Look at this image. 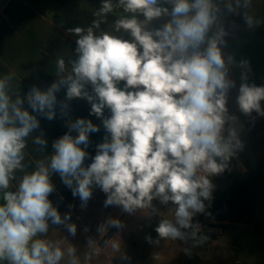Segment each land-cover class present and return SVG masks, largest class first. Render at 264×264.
Listing matches in <instances>:
<instances>
[{
    "label": "clouds",
    "instance_id": "1",
    "mask_svg": "<svg viewBox=\"0 0 264 264\" xmlns=\"http://www.w3.org/2000/svg\"><path fill=\"white\" fill-rule=\"evenodd\" d=\"M251 4L102 0L94 14L100 19L87 29L68 30L77 36L75 59L68 60L69 68L57 57L58 78L47 88L33 85L22 97L11 91L14 73L0 77V261L60 264L67 256V264H80L74 246L64 249L60 242L37 238L48 232L50 223L64 225L72 236L77 232L76 224L68 223L71 213L62 218L49 199L56 191L53 173L79 197L81 208L96 188L106 195L105 207L118 206L129 214L155 211L153 201L158 200L174 208V219H161L155 228L159 239L207 240L197 239L200 225L193 219L205 212V201L212 198L211 178L223 173L242 147L234 127L237 117L228 109L230 90L237 89L240 113L264 116V86L249 83L242 72L237 88L230 75L236 61L224 52L226 14L241 16L249 28L261 23L247 11ZM117 8L124 15L115 20L114 32L128 38L108 31L97 34L107 14ZM158 20L163 23L153 27ZM239 66L247 68L248 61ZM62 90L61 99L57 94ZM73 99L87 100L89 116L101 121L105 134L95 145V155L88 151L90 134L98 133L101 125L86 118L68 119V131L52 142L48 162L38 161L15 191L8 190L16 170L24 168L26 138L40 128L39 117L52 121L58 111L67 117ZM34 143L47 147L42 131ZM109 227L121 229L123 224L108 218L98 231L103 234ZM93 244L89 240V247ZM98 254H86L85 260Z\"/></svg>",
    "mask_w": 264,
    "mask_h": 264
},
{
    "label": "crops",
    "instance_id": "2",
    "mask_svg": "<svg viewBox=\"0 0 264 264\" xmlns=\"http://www.w3.org/2000/svg\"><path fill=\"white\" fill-rule=\"evenodd\" d=\"M77 3L78 0L68 4L61 0H0V77L15 74L10 85L13 93L23 97L33 85L47 88L58 78L57 57L62 56L70 68L68 60L75 59L77 36L68 30L75 27L87 29L92 24L82 23L81 10L75 7ZM251 7L260 11L261 23L258 27L249 28V40L242 41L241 28L227 26L224 20L228 32L224 52L236 61L230 66V75L236 79L237 88L242 73L239 62L246 60L247 67L254 68L250 59L256 52V42L260 57H264V3L252 0ZM121 15H124L122 9ZM101 23L100 28L95 30L97 34L114 31V24H107L105 19ZM160 25L161 20H158L152 26ZM118 35L128 38L122 31ZM255 39L257 41H253ZM244 73L248 80L255 78L253 72L246 70ZM57 95L62 99L65 91ZM229 95L228 109L237 117L234 127L242 147L230 159L228 168L211 178L214 185L212 198L205 201V212L198 213L193 219L200 225L197 239L206 236L205 242L198 244L191 238L186 241L159 239L155 228L161 219H174V208L171 204L162 205L158 200L153 201L155 211L152 208L138 209L129 214L118 206L105 207L106 195L96 188L86 207L81 208L82 201L72 195L71 189L64 186L55 173L51 174V180L56 191L49 199L53 206L58 207L62 218L64 214L71 213L68 223H75L77 232L72 236L64 225L50 223L48 232L37 238L60 242L64 249L74 246L80 264H264V116L255 112L251 116L243 115L235 102L237 89L230 90ZM90 107L85 99H73L68 101L67 117L61 118L59 111L52 121L39 117L40 128L26 138L22 161L24 168L16 170V178L10 182L8 190L15 191L23 175L34 171L38 161L48 162L53 152L52 142L68 131V119L86 118L101 125L99 119L89 116ZM105 114H108L107 110ZM41 131L47 140L46 148L34 143V138ZM104 134L102 125L98 133L90 134L88 151L92 155H95V145L102 142ZM108 218L119 219L123 227L117 229L101 247V241L113 227L103 234L98 227ZM85 228L88 230L85 231ZM89 240L94 242L93 247H89ZM113 244H117L118 248H114ZM97 251L98 255L85 260L86 254ZM67 259L66 256L60 264H67ZM0 264L8 262L0 261Z\"/></svg>",
    "mask_w": 264,
    "mask_h": 264
},
{
    "label": "rangeland",
    "instance_id": "3",
    "mask_svg": "<svg viewBox=\"0 0 264 264\" xmlns=\"http://www.w3.org/2000/svg\"><path fill=\"white\" fill-rule=\"evenodd\" d=\"M261 1L264 3V0H261ZM61 2L64 4H68V3L72 2V0H61ZM101 3H102V0H93V1H91V0H78V3L76 4L75 7L79 8L81 10L82 23L88 24V23L93 22L94 20L100 19L99 17L94 16V14L99 10ZM115 3H116V0H113V4H115ZM241 11L243 12L244 10L241 9ZM247 11L249 12L250 15H252L254 17V19L261 22L260 11L254 10L253 7H250V9H248ZM263 13H264V8H263ZM120 15H121V9H119V8L114 9V11L112 12V15L107 14L105 21H107V24H109V25L114 24L115 20L117 18H119ZM162 23H163V20H161V24ZM225 24L227 26H230V27L232 25L238 26L239 28H241L240 29L241 40L242 41L249 40V33H248L249 27L244 23V20L242 19L241 16H234V15H227L226 14ZM250 29H252V28H250ZM111 32H113L114 34H117V35L119 34V33H115L114 31H111ZM253 41H257V40L255 39ZM256 44H257L256 45L257 48L255 50L256 52L253 53L254 56H252V59H250V60H252V62L254 64L253 66L255 69L254 68L249 69L248 67L242 68V72H245L247 70V71L255 73V78L248 80V82L249 83H255L257 86H264V57L263 58L260 57V54H259L260 48H259L257 42H256ZM237 67H238V65H237ZM240 69H241V67H240Z\"/></svg>",
    "mask_w": 264,
    "mask_h": 264
},
{
    "label": "trees",
    "instance_id": "4",
    "mask_svg": "<svg viewBox=\"0 0 264 264\" xmlns=\"http://www.w3.org/2000/svg\"><path fill=\"white\" fill-rule=\"evenodd\" d=\"M117 228H112L108 234L104 237V239L101 241L100 246L104 247L105 244L112 238V236L115 234Z\"/></svg>",
    "mask_w": 264,
    "mask_h": 264
}]
</instances>
